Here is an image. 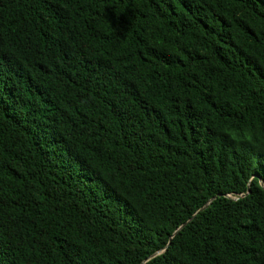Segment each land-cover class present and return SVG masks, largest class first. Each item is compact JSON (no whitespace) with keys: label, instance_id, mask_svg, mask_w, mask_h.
Here are the masks:
<instances>
[{"label":"trees","instance_id":"obj_1","mask_svg":"<svg viewBox=\"0 0 264 264\" xmlns=\"http://www.w3.org/2000/svg\"><path fill=\"white\" fill-rule=\"evenodd\" d=\"M0 264H264V0H0Z\"/></svg>","mask_w":264,"mask_h":264}]
</instances>
